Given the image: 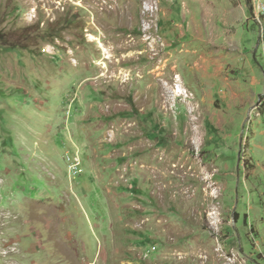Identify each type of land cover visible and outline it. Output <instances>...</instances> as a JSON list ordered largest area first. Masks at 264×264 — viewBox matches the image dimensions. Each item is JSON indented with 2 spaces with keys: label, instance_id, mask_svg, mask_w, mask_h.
Here are the masks:
<instances>
[{
  "label": "rangeland",
  "instance_id": "rangeland-1",
  "mask_svg": "<svg viewBox=\"0 0 264 264\" xmlns=\"http://www.w3.org/2000/svg\"><path fill=\"white\" fill-rule=\"evenodd\" d=\"M215 1L0 0V264H264V16Z\"/></svg>",
  "mask_w": 264,
  "mask_h": 264
},
{
  "label": "crops",
  "instance_id": "crops-1",
  "mask_svg": "<svg viewBox=\"0 0 264 264\" xmlns=\"http://www.w3.org/2000/svg\"><path fill=\"white\" fill-rule=\"evenodd\" d=\"M209 1L202 0V4H200L201 5V11H202L204 16L210 15V17H211L210 19L213 21L212 16L214 17V15L209 9H207V2H209ZM215 3L219 7L218 11H220L222 6L224 7V4L229 5L228 2H226L225 0H216ZM230 5H232V8H228V7H225V8H228L227 11L229 14V19L233 20V23L231 24V26L232 27H234V26L238 27L237 28L238 30L236 32L239 33L240 28H244L243 25L247 24V22L251 21L254 18L250 15V11H249V8L246 4V0H231ZM221 13H222V10H221ZM244 48H245V46H244Z\"/></svg>",
  "mask_w": 264,
  "mask_h": 264
},
{
  "label": "built area",
  "instance_id": "built-area-1",
  "mask_svg": "<svg viewBox=\"0 0 264 264\" xmlns=\"http://www.w3.org/2000/svg\"><path fill=\"white\" fill-rule=\"evenodd\" d=\"M249 3H250V5H251V7L255 13V19L256 20H259L260 17L264 16V0H250ZM75 162L77 165L78 164L77 160H75ZM76 165H75V167H76Z\"/></svg>",
  "mask_w": 264,
  "mask_h": 264
},
{
  "label": "water",
  "instance_id": "water-1",
  "mask_svg": "<svg viewBox=\"0 0 264 264\" xmlns=\"http://www.w3.org/2000/svg\"><path fill=\"white\" fill-rule=\"evenodd\" d=\"M246 4H247V6H248V8H249L250 15H251L253 18H255V13H254V11H253V9H252V7H251V5H250V3H249L248 0H246Z\"/></svg>",
  "mask_w": 264,
  "mask_h": 264
},
{
  "label": "bare ground",
  "instance_id": "bare-ground-1",
  "mask_svg": "<svg viewBox=\"0 0 264 264\" xmlns=\"http://www.w3.org/2000/svg\"><path fill=\"white\" fill-rule=\"evenodd\" d=\"M181 89L179 88V85L178 84H176V86H175V91H180Z\"/></svg>",
  "mask_w": 264,
  "mask_h": 264
},
{
  "label": "clouds",
  "instance_id": "clouds-1",
  "mask_svg": "<svg viewBox=\"0 0 264 264\" xmlns=\"http://www.w3.org/2000/svg\"><path fill=\"white\" fill-rule=\"evenodd\" d=\"M255 19V18H254Z\"/></svg>",
  "mask_w": 264,
  "mask_h": 264
}]
</instances>
